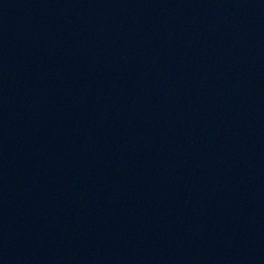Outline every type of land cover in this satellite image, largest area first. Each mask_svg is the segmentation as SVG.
<instances>
[{
	"label": "water",
	"instance_id": "obj_1",
	"mask_svg": "<svg viewBox=\"0 0 264 264\" xmlns=\"http://www.w3.org/2000/svg\"><path fill=\"white\" fill-rule=\"evenodd\" d=\"M156 0H0V79Z\"/></svg>",
	"mask_w": 264,
	"mask_h": 264
}]
</instances>
